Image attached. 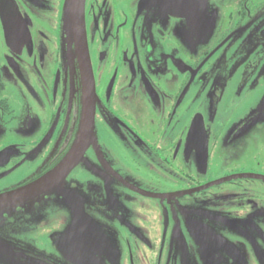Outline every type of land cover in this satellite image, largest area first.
Here are the masks:
<instances>
[{"label":"flooded vegetation","instance_id":"af4514ba","mask_svg":"<svg viewBox=\"0 0 264 264\" xmlns=\"http://www.w3.org/2000/svg\"><path fill=\"white\" fill-rule=\"evenodd\" d=\"M65 3L0 0V172L40 161L0 185V264L239 261L221 235L264 229V0H84L93 127L59 173L91 89ZM93 211L102 233L69 223Z\"/></svg>","mask_w":264,"mask_h":264},{"label":"rangeland","instance_id":"374dc122","mask_svg":"<svg viewBox=\"0 0 264 264\" xmlns=\"http://www.w3.org/2000/svg\"><path fill=\"white\" fill-rule=\"evenodd\" d=\"M9 139H11V137H9L6 133H5V135L0 136V145H3L4 143L9 142ZM13 140L17 144L19 143L18 142L19 139L16 136L13 137ZM39 166H40V161H38V159L35 158L33 156V154L31 153L30 158L28 159L27 163L23 166V168L18 169V170L11 173V171L14 170L12 168L13 165L11 164L8 166L7 170H5V171L2 170L0 172V174L3 173V176H4L3 178H0V185L4 184V182H7V181L12 182V181H15L21 177L27 176L29 174H33L34 172H36L39 169ZM80 168H81V166L79 165L77 167V169L75 170L77 175H81ZM77 189H78V186L72 185V187H71L72 193H74V192L77 193ZM77 194L80 195V192ZM27 212H29V213H25V214L22 213L23 215L21 214V218L18 220V222L25 228H27V225H29L30 222L35 223V218L33 217L34 209H32V207H30V208H28ZM162 215H163V225L165 227H167L168 224H170V225L173 224V221L169 220V218H168L169 213L165 208H163V209L161 208L160 212L158 211V212H156V214H154L153 221L155 219V216H156V218L160 219L162 217ZM97 216H98V213L93 211L92 213H90V215H87V214L84 215V221L82 224H80L79 220H77V221H74V220L70 221L69 220V223L73 222L72 223L73 225L75 223H77L78 224V226H77L78 230H76V231L79 233L90 232L91 227L93 228V230H96V229L99 230V228L100 229L102 228L103 223L98 218H96ZM55 217H57V216H55ZM68 217L66 216V214H61L57 218H61V219H64L66 221V219H69ZM11 221L12 220H10V222ZM54 221H56V220H54ZM204 224H202V225H204ZM204 226H207V225L205 224ZM175 227H176V225L174 224L173 229H175ZM216 229L218 230V228H216ZM23 230H26V229H23ZM225 231H228L231 234V239H230V237H224V236H223L224 237L223 238L222 235L221 234L220 235H221V238L223 240H226L228 243H230V246L245 248V249H238L237 250V252L240 253V255H239L240 260L239 261H236V262L231 261V262H227L225 264H264V237H262V235L264 236V229L263 228L259 229L260 232L253 231L251 228H248V230H246V233H248V235L245 234L244 236H240L239 234H237L236 232H234L230 229H227ZM99 232L102 233L100 230H99ZM109 233L110 234H106V233L102 234L103 235L102 241L105 244L104 247H108V248L110 247L108 249L109 255L110 256L113 255L115 257L116 256L115 249H112V248H114L116 240L112 237L110 230H109ZM86 234H89V233H86ZM168 238L170 239L171 243L172 242L175 243L178 240V237L175 233H172V234L169 233ZM89 241H90V239H89ZM138 253H139V256H141V257L152 256V255H149L150 251L147 249H140L138 251ZM114 257H112V258L114 259ZM107 259H108V256H107ZM108 260H109V262L112 263V261L110 259H108ZM104 264H106V263L104 262ZM137 264H147V263L145 261H139Z\"/></svg>","mask_w":264,"mask_h":264},{"label":"water","instance_id":"95a60500","mask_svg":"<svg viewBox=\"0 0 264 264\" xmlns=\"http://www.w3.org/2000/svg\"><path fill=\"white\" fill-rule=\"evenodd\" d=\"M83 5L84 0H66L64 8V20L71 24V30L73 32V39L78 50V59L82 66V72L84 81L87 87H91L90 96L87 97L85 117L81 127L80 141L76 144L72 154L60 165L59 173L69 171L77 162L80 157L82 147L84 146V139L91 137L93 127V102H92V91H93V79L91 73V67L89 62L88 52L85 46L84 39V16H83ZM56 174L50 177H54ZM49 178V177H48Z\"/></svg>","mask_w":264,"mask_h":264}]
</instances>
